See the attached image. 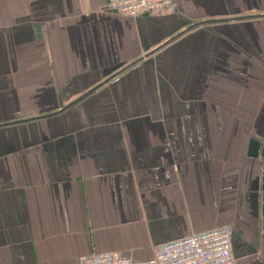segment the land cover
I'll return each mask as SVG.
<instances>
[{"label":"crops","instance_id":"1","mask_svg":"<svg viewBox=\"0 0 264 264\" xmlns=\"http://www.w3.org/2000/svg\"><path fill=\"white\" fill-rule=\"evenodd\" d=\"M263 170L264 0H0V264L142 262L219 226L264 264Z\"/></svg>","mask_w":264,"mask_h":264},{"label":"built area","instance_id":"2","mask_svg":"<svg viewBox=\"0 0 264 264\" xmlns=\"http://www.w3.org/2000/svg\"><path fill=\"white\" fill-rule=\"evenodd\" d=\"M173 5L174 0H106L108 9L130 17L161 12ZM79 264H235V257L230 228L219 226L159 246L147 261L101 253L84 255Z\"/></svg>","mask_w":264,"mask_h":264},{"label":"water","instance_id":"3","mask_svg":"<svg viewBox=\"0 0 264 264\" xmlns=\"http://www.w3.org/2000/svg\"><path fill=\"white\" fill-rule=\"evenodd\" d=\"M258 151V143L253 142L251 146V155L256 156ZM262 213H264V170H263V177H262Z\"/></svg>","mask_w":264,"mask_h":264}]
</instances>
